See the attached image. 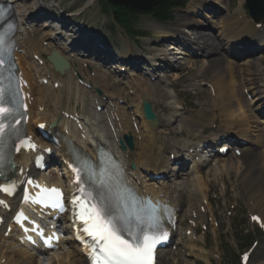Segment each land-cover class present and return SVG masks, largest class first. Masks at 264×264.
<instances>
[{"label": "bare ground", "instance_id": "1", "mask_svg": "<svg viewBox=\"0 0 264 264\" xmlns=\"http://www.w3.org/2000/svg\"><path fill=\"white\" fill-rule=\"evenodd\" d=\"M33 1H36L37 3L33 5L28 4L32 3ZM91 2L92 0H88L85 4L82 5L81 9L77 10L74 13H71L70 15H66L70 17L80 15L86 8L91 6ZM221 2L220 0H209L208 3H205V5L203 7H200L201 9L198 10H201L204 13H199L197 11L195 13L200 17L203 16L202 18L210 23L212 29H219V33L214 38L212 37L213 35L211 36L210 32L205 30L206 26L204 24L202 25V22L193 24V22L191 21L183 20L180 26L169 25L170 23L168 25L152 23V27H156L157 30L161 29V31H159V36L166 38V42L168 41L170 43L169 49L159 50L162 53L158 54V57L152 54H150V56L155 61L163 62L164 64H166L167 62L177 64V62L181 60L185 61V63H183L182 65H187V63L190 64V62L193 61V58L195 57L204 58L206 56L214 55L209 54L210 52L215 53V55L217 53L218 56L212 59V61H208L207 63L204 62L199 66L197 70V76L194 78H201V82L205 84L211 83L215 91V96L213 100L210 101V109L208 108L209 116L206 115V110H201L195 116V120L191 122L189 121L188 123L189 125H194L195 127H197L196 132L198 136L203 140L209 138L204 135L206 134V132L202 131L210 130L208 133H214V130H216L215 125L218 123V133L231 131L237 134L240 139L246 138L249 143H255L259 145L261 144V140L259 139L260 131L261 128L264 127V97L261 95L264 93V82L263 79L260 80V82H263V84H259V81H257V76H259L260 73L258 72L256 66L258 60H260L261 58H247L245 60V63L242 64L247 68L254 67L255 69L253 79H245L246 83L248 84V90H250L253 95L252 101L249 103L250 108H252L251 110L249 109L250 113L247 115L246 111H243L247 115L246 119L240 118L236 112V108H239L237 107V105L243 108L244 104L242 98H237L236 106L234 105V91L236 88V81L232 79V77H234V62L238 61L241 58V56L238 55L237 52H235L236 42L247 41L248 39L244 36L246 34H248L247 36L252 37V41H255L256 36H258L259 34L258 32H256L253 25L249 23V21L246 22L245 25H241L237 20L236 23L238 35L240 33L241 40L239 41V39L237 40L236 38L234 40L233 38L235 36L230 35L228 33V29H226L225 23L227 20H229L227 15L221 16L220 23H218L217 21H212V19L217 14V10L219 8H223ZM0 3L11 5V18L17 20L18 23L16 40L18 42V45L22 47V50L24 52L27 51V47H30L33 54H37L36 52H38L46 53L49 55L51 52H55L63 59H65L69 65L67 70L63 71L62 73H58L55 72L53 70V67L46 62L45 66L41 69V72L42 78H48L49 82L47 86H43L39 83L36 84L37 81L35 80V75H33L31 72V67L33 66V64L30 63V65H28L24 60L25 56H19V60L23 66V76L27 80L31 88V93L35 98L34 105H32L30 109V123L28 124V133L32 135L33 138L35 137L36 133L31 126L36 125L37 123H46L47 126L52 125V128H54L53 131L57 133V135L60 137V140L64 139V141H70L74 144L73 147L81 152L85 151L91 153L92 147L103 146L107 150L111 151L119 161L123 171L124 180L127 185L133 187L134 190L142 195L151 196L153 201L163 202L173 206L174 208L178 207L180 209L182 203H189L190 205L191 202L196 199V196L200 194L199 185L203 187V191L205 190L204 181L203 179H201L205 177H203V173L201 172V170H199V168L204 165L205 161L208 159L207 156H210L211 152L203 150L199 153L195 152L193 155H187V160H185V158H181L180 152L183 149L181 140L170 137L173 135H182L179 132V129H176L175 127L176 123L181 118V115H179L177 111L181 108L176 105V102L171 101L169 103L163 104V106L166 105L165 107H163L167 113L165 114V116H161L160 114H158L153 104V109L158 120L157 125H155L154 127H151L144 119L141 110L142 100L161 103L160 101L162 100V98H168V93L165 90L163 91L160 86L162 83L161 75L148 67V59L144 58L147 61V64L143 63L145 65L138 66L141 67L140 69H144L145 71H147L146 75L150 76L148 80L141 78L138 74H135L133 72L132 68L137 69L136 63H127L126 66L114 64L112 66V69L115 70L114 73L121 72L122 67L126 68V75L119 74L121 79H118L119 76H114L113 72L105 69L104 66L99 65L101 64L100 62L102 60L106 61V59L108 60L112 58H107L105 55H103V58H100L98 57V54L101 53L100 51H92L95 49L94 46L97 45L96 47H98L99 43H91L89 40L81 42L77 40L79 38L69 36V33H67L68 31L66 30L54 31L53 33L48 34L41 33L42 35L39 36V32H41V30L35 29L34 27H37V23L43 16H49V14H46V11L49 12V10L52 9L59 10L57 0H0ZM210 14H212V16H210ZM229 22H231V19ZM167 27L178 28L170 31V29H165ZM189 27L194 28L191 31L190 35L186 34V32L184 31V29ZM240 28H243L242 32L241 30L239 32ZM157 30L156 32H158ZM224 32L225 35L222 34ZM23 36H27V40H23ZM63 36L67 38V43L65 44H63V41L65 40ZM262 36V34L259 35V37ZM219 37H221L220 40H218ZM221 41H223L225 48H223L221 43H219ZM43 42L47 43V48L45 49L41 48V43ZM173 44L174 46H176V48H179L178 50H181V52H172L174 49ZM262 44H264V41L262 42ZM66 45H69L68 47H70L71 50H73V48L81 49L80 46H82L84 49H86L85 53H87V55L82 56V61H80L78 58H71V54L69 53L72 52H68V56L64 54L67 52ZM188 48L190 50H188ZM96 52H98V54ZM251 52L255 53L252 50L250 51V53ZM90 53H92V56ZM176 54L177 57L175 56ZM253 55H257V53ZM89 57L91 59H89ZM86 58H88L89 60L87 61ZM95 58L96 60L98 59V62L96 61L98 64L92 62L93 59V61H95ZM118 61L124 62L123 59H120ZM106 63L109 62L106 61ZM215 63H220L221 65L224 64V70H221V72L217 76L218 82L216 86L214 85V82H212V78H205L207 70H210V68ZM85 65L90 70V72L83 68ZM149 71L152 73L148 74ZM131 72L132 74H128ZM90 73L93 74L92 77ZM203 74L205 76H203ZM74 75L82 79L85 84L91 86L89 91H85L86 89L84 90L77 85ZM227 75L229 77L228 80ZM151 79L153 80V82H151ZM123 80L124 82H122ZM241 81L244 80L242 79ZM54 83H57L59 86L57 90L53 89ZM122 83L128 84V90H132L134 92L135 102H137V105H135L136 109H134L132 115L138 120L137 123L132 121V115L129 112L130 107H133L131 106L132 100L129 98V96L125 95L126 90L120 86L122 85ZM96 90H99L100 92L102 91V96H106L107 98L106 101L101 100L99 96H97V94L95 93ZM116 95L117 98L114 97ZM89 99L92 100V102H89ZM119 100H123L126 103L124 105H120L118 103ZM74 106L76 108H74ZM96 106L102 107V112L97 113L95 111ZM42 108L43 111L41 110ZM61 111H65L66 113L70 114L77 113L79 116H81L84 121L83 123L86 124L84 126L85 134L77 132L72 124L65 120L63 116H61ZM135 124L136 126L139 125V128L136 130L134 129ZM189 125L184 124L183 126ZM213 126L214 128H212ZM243 127L250 128L246 131L243 129ZM250 130L251 133L250 135H248L246 132H250ZM64 132H68L70 137L66 136V139ZM124 135H130L132 137L134 145L132 150L125 149V151H123L120 149L119 141L122 140ZM186 137H191V134ZM167 150H169L167 156H164V153ZM170 155H174V162L176 164L178 163L177 166L175 165V167H173L174 169L172 170L171 168H169ZM245 155H243L241 160L245 159L253 161L252 171L253 169L256 170L255 167L261 168L260 172L258 170L259 181L258 179H255V176H252V171L250 172V175L249 172H246L243 178L246 179L248 177V173L249 179L252 180V183H250V185L253 184L254 187L258 186V188H255L254 191H256L257 189L256 195L259 194L257 197H261V199L263 200L262 205H264V151H257L255 153L249 151L248 154L246 156ZM28 158L29 156L23 153L15 156L13 159V163L15 164V171H17L20 167H22L23 170L29 168V166H27ZM54 158L55 160H53V163L55 164L56 177H51L50 179H48V182L61 186L66 191H68L67 186L69 185V183L66 184L68 174L63 168V161H67L68 157L64 154V149L62 148L61 144L59 148L56 149ZM196 158L199 159H197L196 161ZM225 158H227V155L225 156ZM185 161H188L191 166L184 170H181L183 167L185 168ZM131 164L135 165L134 169L130 168ZM224 165V167L222 166L219 168L227 169V171L231 169V167L227 166L226 164ZM149 171H152V176H159L160 174L165 175L169 171H171L173 172V174L170 176V180H172L171 177L175 176L176 181L174 179L173 181H170L168 183H165L164 181H161L159 183L152 182V180L149 179L145 174V172ZM193 174H196L198 176L197 181H194L192 179L191 183L186 184L184 181H182L183 185L179 184L180 180H185L184 177L188 178ZM177 176H179L178 180ZM45 178L47 177L45 176ZM41 179L44 180L43 177H41ZM249 179H247L246 181H242V184L244 185L245 191L248 194L253 195V193L251 192L252 188H249V184H247V181ZM259 198L255 200L253 207L257 206V200H259ZM201 208L202 203H199L197 210L200 211ZM184 213L185 215H188L191 221H193L192 214L194 213V211L191 206L190 209H186ZM262 214L263 216L261 215V213L259 215L263 218L264 212ZM200 218L202 219L203 217L201 216ZM67 222L68 218H64L63 231L69 230L67 226L70 228V226L67 225ZM72 236L73 232H71L70 237L64 238L63 241V243L67 245L68 251L64 255L58 254L54 257H51L49 259V261L52 259L51 263L53 260H55L58 264H85L81 249L75 250L72 248ZM4 240L5 238L3 237V232H0V263L1 260H4L5 262L3 264H21L20 258H22L23 260H27L26 264H31V259H29V257H31L32 254L30 255V253H28L26 250L19 248L16 250L11 249L12 247H16L15 240ZM2 242L6 243V246H3V249L1 248ZM258 247L259 246L257 245L254 251V253H256L254 255H264V245H262V251L260 250L261 247ZM257 249L260 251H256ZM196 251L199 253L198 256L202 255L203 257H205L207 254L201 249H196ZM14 257H18L19 259H14ZM32 257L34 256L32 255ZM66 257L69 263L65 262ZM166 257L167 255L163 256L162 259L166 260Z\"/></svg>", "mask_w": 264, "mask_h": 264}, {"label": "rangeland", "instance_id": "2", "mask_svg": "<svg viewBox=\"0 0 264 264\" xmlns=\"http://www.w3.org/2000/svg\"><path fill=\"white\" fill-rule=\"evenodd\" d=\"M57 1L60 4V6H59L60 10H64V12L60 16H64L65 14H71V13H74L77 10L81 9L82 5L85 4L88 0H57ZM189 1H190L189 4H187V6L184 9H176L175 11H173V16H172L173 19L170 22V24L169 23H162L161 25H168L169 24V25H173V26H180V24L182 23L183 20L191 21V22H193V24L194 23L196 24L198 22H200V23L202 22V25L204 24L206 26L205 30L210 32L211 36L213 35L212 36L213 38L216 37V35L219 33V29L218 28L212 29L209 22L204 20V18L200 17L199 15L195 14L196 11L198 10V8L202 7L203 1L202 0H189ZM220 2H221V5L223 8H219L217 10V14L212 19V21H215V22L217 21L218 23H220L221 16L227 15L229 20H227L225 24H226V29H228V33H230V35H232V36L238 35L237 34L238 29H237V23H236L237 19H236L235 14L241 12L244 16V13H245L244 9L245 8L243 7L244 6L243 0H220ZM35 3H37V2L33 1L32 3H28V4L33 5ZM193 6H195V7H193ZM104 11L105 10L102 9L101 0H92L91 6L86 8L83 11V13H81V15L73 17L71 20L75 23H78L80 21H84L86 26L88 27V35H94V37H97V40L102 45L113 48V50L118 52L121 57L124 56V60H127V61L128 60H134V59H140V58L141 59L146 58L149 60V62L152 63L154 59L150 56V54L158 57L157 55L162 53L159 50L168 49L170 42H168V41L166 42V38L159 36L160 35L159 31H161V29L157 30L156 27H152V25H151L152 23L157 24V22H155L152 18H150V17H138L137 19L135 18V22H133V20H131V19H128V23L123 25L124 30L126 31V34H124L127 36V38H126L125 36L120 34L121 33L120 31H118L116 29H113L114 30L113 31L110 29L112 27L108 23L109 20H108V17L105 16L106 14H103ZM210 16H212V14H210ZM44 19L45 18L42 17V19H41L42 21L39 23V28L41 26H43ZM230 19H231V22H229ZM244 19H243L244 23L240 22L241 25H245L246 22L248 21L249 17L246 16V18H244ZM57 25L58 24L56 22L55 26H57ZM176 28H178V27H171V28L167 27L165 29H170V31H172L173 29H176ZM193 29L194 28L189 27V28L184 29V31L186 32V34L190 35V33ZM242 29L243 28H240L239 32H240V30L242 32ZM42 30H43V33H47V34L52 33V31L46 30L45 28ZM156 30L158 32H156ZM132 32H133V36H140L139 40H134L132 38L133 37L131 35ZM166 33H169V32H166ZM222 34L225 35V32ZM246 35H248V34H246ZM246 35H244V36H246ZM218 36H220V35H218ZM235 38L237 40L240 39V33H239V36H235L233 39L235 40ZM247 38H249V37H247ZM220 39H221V37L218 38V40H220ZM226 40H227V38H226ZM259 42H261V41H259ZM219 43H221L222 47L225 48L223 41H221ZM173 47H174V50L172 52H174V53L181 52L180 50H178L179 48H176V46H174V44H173ZM41 48L45 49L46 47L41 46ZM188 50H190V49L188 48ZM125 52H127V53H125ZM44 54L47 55L46 53H44ZM209 54H214V55H211V58H204V59L195 57V58H193L194 60L192 59L193 61H191L190 64L187 63V65H182L183 63H185V61L179 60L178 63L175 65L177 68L174 66H171L170 69H165L164 72L161 73V78H162V81H164L166 79V83H164V84L162 83L163 85L162 84L160 85V83H159V85L161 86V89L163 91L165 90L168 93V95H167L168 98H165V97H164V99L162 98V100L160 101L161 103H157V102L155 103L154 101L150 102L152 105L154 104L156 112L158 114H160L161 116L162 115L165 116V114H167L163 108L166 105L163 106V104L169 103L171 101L176 102V105L181 108L180 110H177L179 115H181V118L176 123L175 127H176V129H179V132L182 135H185V137L190 135V134L194 135L196 133L195 129H197V127H195L194 125H189L188 122L195 120V116L197 115L196 113L198 111L197 110L198 108H199V111H201V110L205 111L206 110L205 111L206 115H208L209 109H210V102L208 103V101H207L208 99H207V100H205L204 104H201L202 103V97H203L202 95L206 94V96L209 97L208 96L209 91L206 90L205 88L204 89H198V90H204V92H197L198 95H200L201 97L193 98L194 93L197 91V90H194V87L198 86V84L201 83L200 81L202 79L197 78V82H192V84L194 85V87H192V86L187 85V83H189V82L185 81V79H184L185 77H183V75L187 72L189 74L188 78L194 79L197 76V72H198L197 70L202 63H204V62L207 63L208 61H212V59H214L218 56L217 53L215 55V53H213V52H210ZM261 55L255 56V59H258L259 56L261 58L260 60H258V63L256 66L258 69V72L260 73V75L257 76V81H259V84H263V82H264V54H261ZM175 56L177 57V54ZM98 57H100V54L98 55ZM249 58L250 59L254 58V56L249 57ZM245 60H246L245 55H242L241 59L234 62V64H235V66L233 67L234 68V71H233L234 77H232V79H234L236 81V88L234 91V98L235 99L233 98L235 100L234 105L236 106V101H237L236 99L237 98L238 99L242 98V101L244 104L243 108H241L238 105H237V107H239V108H236L237 114L242 119L243 118L246 119L247 115L250 113V110L252 109V108H250L249 103L247 102V100L245 99V97L243 95V92L246 91L244 89H247V91H249V93L251 94V98L253 97L250 90H248V84L246 83L245 79H247V78L253 79V77H254L253 75L255 73L254 67L253 68H247L246 66L242 65L243 63H245ZM107 69L111 70V72H113V73L115 72V70L110 68V67ZM221 70H224V64L221 65L220 63L219 64L215 63L210 68V70H207L206 76L204 74H203V76H205V78L206 77L207 78L210 77V79L212 78V80H213L212 82H214V85L216 86V84L218 82L217 76L221 72ZM240 72H242V73H240ZM114 76H116V74H114ZM258 77H260V78H258ZM228 78L229 77L227 75V80H228ZM242 79L244 81H241ZM261 79H263V82H260ZM182 80H183V82H182ZM230 81H229V83H230ZM229 83H227V84H229ZM243 86L245 88H243ZM85 91H87V90H85ZM263 91H264V84H263ZM125 94H127L131 98V100H132L131 106L133 105V107H134L135 105H137V102H135V97H134V93L132 90H126ZM261 95L264 97V93ZM114 97L117 98V95ZM90 99H89V102H92V100H90ZM164 100H166V101H164ZM190 106L192 107V109L189 108ZM74 108H76V107L74 106ZM134 109H136V108L135 107L133 108V112H134ZM162 110H164V111H162ZM243 111H246L247 115ZM247 111H248V113H247ZM186 121H187V123H186ZM181 124H182V126H181ZM184 124H188L189 126H183ZM138 128H139V125H138L137 129ZM249 128L250 127H247V128L243 127V129L246 131L249 130ZM250 133H251V130H250ZM170 137L171 138H177V140H182L183 142H185V140L187 139V138H183L182 136H175V135L170 136ZM192 138H194V137H192ZM256 151L262 152L263 150L261 148H259ZM165 154L167 155V152ZM165 154H164V156H166ZM252 162L253 161L245 160V159H243L241 161L240 159L234 158V156L229 154L227 156V158H225V159L214 160L212 163H210V165L208 167L204 168L201 171L203 173V177H204V175H207V176H205V180H207V187L206 188H208V191H209L207 193V196H204V197L210 203L213 201L214 198H215V201H217V203H216L217 208L215 205H213L212 208L210 207L211 213L215 216V220H216L217 225L216 226H215V224H213L214 226H208L207 225V229L205 232L198 230V233H200V232L204 233L203 236H204V239H206V241H207V245H206V242H205V245H203L201 242L200 243L198 242V243H196L197 246L196 247L194 246V249H204L203 251H205L207 253V255L205 256L206 258L203 257L202 255H199L197 258V255L199 254L197 251H193L192 257H187L188 248L185 245V242L181 241V242H179L181 245H179V248L177 249V252L175 253V255H176L175 257L177 260H175L174 262L172 260L173 263L167 261L166 264H185V263H187V264H216V263L212 262V260L210 258V252H212V251L216 252L217 255L220 257L219 264H236V262L238 260V255L241 252L245 251L250 246L252 241H257L258 246L261 247L260 250L262 251V249H263L262 245H264V237L260 236L259 233L256 231V229L248 223V218H247L248 214L247 213H249V209H248L245 201H243L244 195L238 194L235 191L230 190L231 187L233 186V184H235L236 180L246 181L247 179H249L250 172L252 171V165H253ZM221 163L226 164L227 166L231 167L230 170L223 173V175L225 177H221V180L224 183H226V179L228 180V183H227L228 190L226 191V193H223L224 192L223 187H221L217 183L216 176H214V174H213V171L216 168L223 166ZM214 166H215V169L213 168ZM256 166H258V165H256ZM255 168H256V170L253 169L251 174H253L252 176H255V179L256 180L258 179V181H259L258 170L260 172L261 168L260 167H255ZM246 172H249V175L247 173L248 177L245 179V178H243V176H244V174H246ZM197 177H198L197 175L193 174L190 177L185 178V180H181V181H184L187 184V183H191L192 179L195 180V178H197ZM214 179H215V181H214ZM240 183L242 184V182H240ZM250 183H252L251 179H249L247 181V184H249V188H252L251 192L253 193V195H251V196H253L256 199L259 198V197H257L259 194L256 195L257 189H256V191H254L255 188H258V186L254 187L253 184L250 185ZM223 201H226L227 206H229V207L235 206V209L233 210V212L231 214H227L226 212H222L221 203H223ZM262 201L263 200L261 199V197L259 198V200H257L258 204L255 207V210L257 212L261 213V215L263 216L262 213L264 212V205H262ZM218 202H219V204H218ZM187 205H188L187 210L190 209V206L192 208L194 207L192 204L189 205V203H187ZM207 217L209 218L208 214L206 215L205 218H207ZM3 246H6V245L4 244ZM1 248L3 249V247H1ZM260 250L257 249L256 251H260ZM255 253L252 254L249 264H264V255L260 254V256H256V255H254ZM59 255H62V254H59ZM20 259H22V258H20ZM22 261L24 264L25 261L24 260H22ZM26 263H27V260H26Z\"/></svg>", "mask_w": 264, "mask_h": 264}, {"label": "snow or ice", "instance_id": "3", "mask_svg": "<svg viewBox=\"0 0 264 264\" xmlns=\"http://www.w3.org/2000/svg\"><path fill=\"white\" fill-rule=\"evenodd\" d=\"M5 20V9L0 8V28H3L0 31V168L11 155L12 142L16 145V151L27 144L21 129L16 127L24 119L22 109L25 106L20 98L19 82L11 59L13 25L8 24L5 28ZM74 163L76 166L72 170L77 173V182H86L80 173L83 171L86 174L90 161L74 157ZM0 175H3L2 171ZM116 177L117 180L122 178L118 165ZM27 183L31 184L32 181ZM2 190L10 194L8 188ZM127 191L130 193L132 190ZM42 192L46 199L52 201L53 207L61 206V194L57 189H43ZM81 192L85 193L86 200H96V203L84 206L85 210L79 214V219L85 225L83 232L93 241V245L89 246L91 264H154L156 245L166 238V233L157 236L154 231L150 234V230L159 227L158 211L164 206L153 205L151 201H140L134 195L121 194L118 183L115 186L104 185L99 199L86 189L82 188ZM112 193H115V200L109 195ZM75 199L74 197V202ZM132 224L136 231L130 227ZM52 240L53 237H48L45 240L46 246L51 248Z\"/></svg>", "mask_w": 264, "mask_h": 264}, {"label": "trees", "instance_id": "4", "mask_svg": "<svg viewBox=\"0 0 264 264\" xmlns=\"http://www.w3.org/2000/svg\"><path fill=\"white\" fill-rule=\"evenodd\" d=\"M104 6L112 7L116 20L128 23L137 14L150 15L159 22L171 19L172 10L182 7L184 0H103Z\"/></svg>", "mask_w": 264, "mask_h": 264}, {"label": "water", "instance_id": "5", "mask_svg": "<svg viewBox=\"0 0 264 264\" xmlns=\"http://www.w3.org/2000/svg\"><path fill=\"white\" fill-rule=\"evenodd\" d=\"M53 57H54V55H53ZM53 57L51 56L50 59H52ZM65 67H67V65H65ZM143 110H144V113H145L147 120L150 121L152 125H154L155 124V116L151 111V106L148 103L143 102ZM128 143L130 144L129 139H128Z\"/></svg>", "mask_w": 264, "mask_h": 264}]
</instances>
